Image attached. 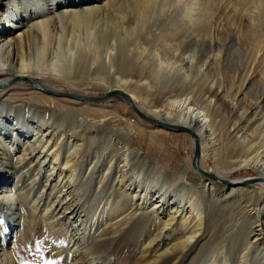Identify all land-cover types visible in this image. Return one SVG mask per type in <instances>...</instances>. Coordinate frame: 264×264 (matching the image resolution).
<instances>
[{
  "label": "rangeland",
  "instance_id": "374dc122",
  "mask_svg": "<svg viewBox=\"0 0 264 264\" xmlns=\"http://www.w3.org/2000/svg\"><path fill=\"white\" fill-rule=\"evenodd\" d=\"M143 1L146 4V1H150L151 4L143 5ZM104 14L106 18H101L99 25L102 27L105 24L106 27L113 22L116 30L122 33L116 38L114 46L110 48L109 45L105 46V43L98 46L100 49L86 51L84 64H76L61 69L60 72L54 67H43L39 73L42 76L36 77L46 86L56 87L64 92L78 91L95 95L94 101L98 102L87 103L90 105L86 107V116L91 119L94 114H109L114 124L111 127L113 130L110 126L94 129L88 125L86 128L88 141L85 154L89 156L87 171L90 173H86L85 178H80L75 185L76 193L80 202L82 201L80 204L85 206L84 215L93 214L95 203L100 205L102 202L114 201L111 197L116 185L112 187L114 183L110 181V176L115 181V170L108 173L107 162L95 170L92 168L96 153L103 161V155H123V135L132 123L136 126L131 125L134 131L128 141L141 150L142 155L140 159H134L131 165L145 158L159 163L167 169H164L165 181L178 192L185 190L184 180L183 176L175 174L187 171L188 182L192 183L197 191L195 193L194 190L192 194H197V198L204 205L203 227L206 236L202 242L204 248L201 255L219 259L223 251H229L233 247L232 240L238 241L243 237V218L253 209L264 208V198L259 200L253 193L254 189L245 186L250 178H257L255 172L252 169H242L223 179L229 182L247 179L240 185V188L243 187L241 191L234 193L236 195H229L230 184L226 186L210 179H206V191L210 192L205 193L199 188L205 178L200 181L198 172L191 164L192 137L185 133L160 129L141 120L118 96L102 100L99 98L106 94L104 90L107 87L118 86L136 96L137 102L146 111L143 114L149 118H154L151 114L153 111L165 115L167 109L177 107L183 102L201 111L206 119H209L205 134L206 137L212 136L213 143L209 149L213 150L218 161L215 166L209 157L203 165L213 176L219 170L222 173L224 166L238 158L257 155L256 153L260 157V153L264 154V0H114ZM67 23L63 24V29L69 35L73 26ZM7 27L6 29H9ZM126 37L130 39L126 41ZM118 45H122V48ZM106 53L112 56L110 63L104 57ZM91 60L95 61L93 66L90 65ZM57 116L53 115L51 120L60 130L69 133V129L79 126L73 113ZM166 120L168 123L174 122L170 116L166 117ZM118 149L120 152L112 153ZM202 151L204 156L207 154L205 157L209 155L207 145L203 144ZM34 168L32 167V170ZM104 174L109 175L108 178H105ZM98 176H102L104 184L97 190ZM172 177H175V181ZM42 180L44 182V179ZM17 182L16 177L4 167L0 175L2 251L13 256V264L73 262L76 254L66 250L67 241L57 238L61 233L57 234V229L51 230L48 222L43 223L41 215L33 214L30 208L25 204L21 205V202L20 206H17L19 208L16 207L17 210L8 206L2 191ZM32 186L33 184L27 187V192L32 190L31 192L36 194L40 187ZM96 191L99 197H95ZM167 201L171 202L172 198ZM137 218L139 221L140 217ZM106 220L108 218L105 217V222L103 221L96 236L92 237L94 241L88 244V250L101 256L106 264H137L140 245L146 239L151 222L145 219L141 223H131L129 226H134L128 232L124 233L123 229H119V233H115L110 227L107 230L109 224L106 225ZM59 223L69 229L67 216L60 218ZM89 229L91 227L85 230H96V226ZM99 236L103 237L99 239ZM112 238L115 240L110 242ZM0 264L6 263L0 261Z\"/></svg>",
  "mask_w": 264,
  "mask_h": 264
},
{
  "label": "bare ground",
  "instance_id": "6f19581e",
  "mask_svg": "<svg viewBox=\"0 0 264 264\" xmlns=\"http://www.w3.org/2000/svg\"><path fill=\"white\" fill-rule=\"evenodd\" d=\"M113 1L0 0V175L5 167L18 181L14 186L2 191V195H5L4 200L12 209L20 206V202L23 206L27 205L33 214L41 215L43 223L50 224L51 230L57 229V234L61 233L57 238L67 241L66 250L76 254L73 262L69 264H106L101 256L88 250V244L94 241L92 237L96 236L100 226L105 222V217L108 218L106 225L109 224L107 230L110 227L115 230V233H119V229H123L124 233L128 232L134 226H129L131 223H141L145 219L151 222L146 239L141 242L137 264H264V218H260L264 208L253 209L243 218V237L238 241L232 240L231 245L234 250L232 247L229 251H223L219 259L201 255L204 248L202 242L206 236L203 227L204 205L197 198V194H192L195 189L192 183L188 182L187 171L175 174H180L184 180L185 190L178 192L165 181L163 176L165 168L159 163L145 158L131 165L134 159L137 160L142 155L141 150L128 141L134 131L133 126H136L132 123L130 124L133 126L130 125L123 135L122 140L125 142V146L122 147L124 151L121 152L123 155H103L105 158L103 161L96 153L93 168L90 167L95 170L99 165L107 162V172L111 173L115 170V181L110 176V181L114 183L112 187L116 185L111 197L114 201L102 202L100 205L95 203L96 208L93 214L84 215L85 206L81 205L82 201L80 202L76 193L75 185L80 178H85L86 173L88 175L90 173L89 170L87 171L88 163H90L89 156L85 154L88 141L86 128L89 125L94 129H105L108 126L112 129L114 124L109 114L100 116L94 114L91 119L86 116V107L98 102L94 101L95 95L78 91L64 92L62 89L46 86L36 77L42 76L39 73L43 67L49 66L51 69L54 67L60 72L61 69L84 64L86 51L98 48L105 43V46L109 45L110 48L114 46L116 38L122 34L116 30L115 23L110 22V26L107 24L106 27L105 24L102 27L99 25L101 18H106L104 12ZM134 2L138 3V1ZM146 2L147 4L144 1L142 4L146 6L151 4L150 1ZM65 22L73 26V31L69 35L63 29ZM12 28L16 30H11ZM128 39L126 37V41ZM123 44L125 45V42ZM109 55L110 53H106L104 57L110 63L112 56ZM93 61L90 63L91 66L95 63ZM28 81L36 86L27 85L25 82ZM44 90L62 95L55 97L45 93ZM115 90L124 92L133 106L142 114L144 113L145 110L137 102L136 96L125 89L118 86L107 87L104 93ZM80 92H82L81 89ZM64 113L75 114V121L79 123V126L69 129V133L58 129L52 123L53 115L59 117ZM151 114L156 122L183 127L191 131L193 144L194 137L197 138L200 155L196 163L198 170L194 169L198 172L200 181L205 178L204 183L199 184L200 190H204L205 193L210 192V190L206 191V179L209 180V178L204 174L211 175L212 172L210 173L204 167L203 162L210 157L213 164L217 166L218 161L215 159L213 150L209 149L213 143L212 136L206 137L205 134L209 119H206L201 111L190 107L187 102L177 107H170L165 115L159 111H153ZM168 116L173 118V123L165 121ZM203 144L208 147L207 157H205L207 154L203 155ZM114 151H112L113 154L120 152L119 149ZM256 154L246 155L228 163L221 169L222 173L220 168H217L219 171L214 175L223 180L242 169H252L262 182H247L245 186L253 188V193L259 200L263 199L264 160L262 158L264 154L260 153V157L258 153ZM32 167H35V170H32ZM107 176L109 175L106 174L104 177ZM102 179V176L96 177L97 190L102 183L104 184ZM246 181L247 179L244 178L231 181V186L228 188L229 195H236L234 193L241 191L243 187L240 188V185ZM32 184L33 188L36 185L40 187L36 194H33L32 190L27 192V187ZM94 195L99 197L97 191ZM169 196L172 198L171 202L167 201ZM64 216H67L69 229L59 223V219ZM137 217H140L139 221L136 220ZM95 226L96 230H93ZM88 227H91L92 231L85 230ZM114 240L115 238H112L109 241ZM2 250L0 248V261L13 264V256Z\"/></svg>",
  "mask_w": 264,
  "mask_h": 264
},
{
  "label": "water",
  "instance_id": "95a60500",
  "mask_svg": "<svg viewBox=\"0 0 264 264\" xmlns=\"http://www.w3.org/2000/svg\"><path fill=\"white\" fill-rule=\"evenodd\" d=\"M28 83L35 87L36 85L31 82V81H28ZM45 93L47 94H50L52 96H55V97H60L62 94L60 93H56V92H51V91H46L44 90ZM112 96H118L120 97L126 104L129 108H131L135 113L136 115L143 121L151 124V125H154L156 127H159V128H163L164 130H168V131H172V132H179V133H185V134H188L190 137L193 136V133L191 131H189L188 129L186 128H183V127H175V126H171V125H166V124H162V123H159V122H156L154 119L152 118H149L145 115H143L139 110H137L132 102L130 101V99L128 98V96L120 91V90H115V91H109L107 92L106 94H104L101 98L99 99H105V98H108V97H112ZM199 155H200V145H199V142L197 140L196 137H194V144H193V153L191 154V164H192V167L195 168L196 170H198V168L196 167V163L198 161V158H199ZM207 178H209L210 180L216 182V183H220V184H223V185H229L230 182L229 181H225V180H222L216 176H213V175H206V173L204 174ZM248 182H253V183H261L262 181L259 179V178H250V180H248ZM261 219L264 218V213L260 216Z\"/></svg>",
  "mask_w": 264,
  "mask_h": 264
}]
</instances>
